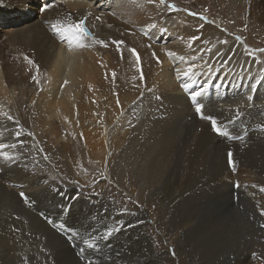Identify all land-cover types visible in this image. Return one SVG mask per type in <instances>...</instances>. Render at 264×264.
Here are the masks:
<instances>
[{
  "label": "bare ground",
  "instance_id": "1",
  "mask_svg": "<svg viewBox=\"0 0 264 264\" xmlns=\"http://www.w3.org/2000/svg\"><path fill=\"white\" fill-rule=\"evenodd\" d=\"M214 2L219 11L246 14L254 29L255 21L264 25V0ZM180 3L173 8L161 0H0V144L7 146L0 149V264H15L29 248L37 252L40 242L33 245L31 233L46 229L51 239L44 246L53 243L66 258H76L68 242L51 236L56 233L46 216L27 206L31 199L61 200L70 217L63 222L71 226L85 216L78 186L52 174L53 161L68 153L95 163L108 178L133 169L140 191L157 202L158 193L170 196L174 213L184 209L187 196L209 188L264 205V60L237 38L245 32L237 23L228 34L225 21L206 16L210 9L193 15ZM81 22L86 34L53 29L67 31ZM259 31L264 36V27ZM193 65V73L183 76ZM201 88L192 100L191 92ZM198 104L204 105L202 117ZM238 145L250 160L236 156V164H247V175L232 182V161L222 157ZM217 162L222 167L214 175L199 179ZM205 181L214 183L203 186ZM104 200L94 198L106 206ZM164 217L169 231L176 221ZM63 231L69 239V229ZM151 240L129 236L120 243L130 245L134 256L149 248L141 264H167ZM248 258H233L232 264H250Z\"/></svg>",
  "mask_w": 264,
  "mask_h": 264
},
{
  "label": "rangeland",
  "instance_id": "2",
  "mask_svg": "<svg viewBox=\"0 0 264 264\" xmlns=\"http://www.w3.org/2000/svg\"><path fill=\"white\" fill-rule=\"evenodd\" d=\"M163 2H169L173 8L180 3L185 10L195 14H203L208 8L211 11L207 12L206 16L212 17L218 24L225 21L229 26L228 30H225L228 34L230 27L237 23V27H241L245 32L236 37L246 41L245 48L255 55L259 53L264 60V51H261L264 50V36L259 31L264 25H257L255 21L254 29L250 23L248 24L246 14L239 18L235 11H219L215 7L214 0H163ZM195 7L199 12L194 11ZM231 32L234 34L233 31ZM245 150L246 148L241 145L229 150L233 153L231 158L233 166L229 167L230 172L233 173L229 178L232 182L239 180V176L247 175L246 172L242 173L243 167H247V164L235 163L238 154L243 155V160H250ZM228 159V154L222 157L224 163L230 162ZM260 160L264 165V157ZM0 165L1 169L4 163L0 161ZM221 167V163L217 162L210 172L203 174L199 179L211 177ZM251 168L256 170L258 166L251 164ZM51 169L56 177L61 175L78 186L77 196L84 199L81 208L86 210L85 216L77 218L79 224L75 223V226H71L67 223L68 220L66 223L63 222L70 217L68 207L61 200L60 203H54L31 199V203L27 206L33 212L46 216L44 222L56 233L51 236L61 240L63 244L68 242L70 248L76 252V258L72 260L66 258L61 254L60 248L55 247L53 243L44 246V241L51 239L46 229L45 233H31L30 239L33 245L36 240L40 242L38 251L34 252L29 248L30 251L18 261L14 259L15 264H21V261L22 264H73L76 259L79 264H141L151 250L142 248L136 256L132 255L133 251L131 253L128 247L130 245L123 246L120 243L122 238L128 240L129 236L138 239L139 242L152 239L155 250L164 254L163 261L167 264H232V259L235 260L239 256H250L251 258H248L251 260L250 264H264L262 203L253 204L249 198L233 191L230 193L227 189L225 190L228 192L209 188L201 193L187 196L184 209L174 213L175 208L167 203L170 196L158 193L157 202L152 194L140 191L131 168H122L121 172L114 173L111 179L106 177L95 163L82 159L76 161L74 154L71 157L68 153L53 161ZM173 174L174 172L169 173L167 177L171 178ZM197 181L198 179H195L190 183L195 185ZM213 183V181H205L203 186H210ZM238 184L240 185L237 182L233 186L235 190ZM67 189L70 191L69 187ZM133 189L136 191L133 192ZM96 197L105 198L103 202L108 204L100 205L101 202L94 201ZM164 213L176 221L175 227L169 231L166 229ZM14 216L18 218L17 214ZM63 229H69L71 235L69 239ZM109 229L112 230V235L105 239ZM85 241H89L92 246L90 247ZM114 248L120 249V252L112 251Z\"/></svg>",
  "mask_w": 264,
  "mask_h": 264
},
{
  "label": "snow or ice",
  "instance_id": "3",
  "mask_svg": "<svg viewBox=\"0 0 264 264\" xmlns=\"http://www.w3.org/2000/svg\"><path fill=\"white\" fill-rule=\"evenodd\" d=\"M161 2L163 3V0H161ZM193 15H195V13H193ZM53 29H54L55 32H57V33H61V34H66L68 31H76V32H79V33H85V34H86V31H87L86 28H85L84 25H83V22H81V23H76L75 25H71V26H69V29H67V31H65V29H63V28H61V27H59V26H57V25H53ZM57 29H59V31H58ZM195 39H197V38H196V37H193V40H195ZM102 43H103V42H102ZM113 43H115V44H117V45L119 46V45L122 44L123 42H122V41H113ZM131 51H132L134 54H136V58H137V60H139L140 57H139V54L136 53V49H132ZM261 51H264V50H261ZM250 54H251V53H250ZM194 67H195L194 65L188 67L187 71H185V72L183 73V76L188 77L190 74H192V73H193V69H194ZM184 88L188 89V88H190V85H189V84H184ZM203 91H204L203 88H201L199 91H192V92H191V99H192V100H196L197 97L201 96V94H202ZM203 107H204L203 104H198L197 107H196V112H197V113H201ZM208 119L211 121V124H212V127H213L214 131H215L217 134H222V133H221V128H220V126L218 125L217 120H216L215 118L211 117V116L208 117ZM17 136H19V133H17ZM5 147H7V146L4 145V144H0V149H3V148H5ZM3 156L6 157V158H10V157H9V153L6 152V151L3 152ZM228 156H229V159H230V162H231V158H232V156H233V153H232L231 151H229ZM19 196H20L21 199H23V200H25V201H27V199H28L26 193H24V192H20V193H19ZM111 235H112V230L109 229L108 232L105 234V239H107V238L110 237ZM85 243H88L90 247L92 246L91 243H90L89 241H85Z\"/></svg>",
  "mask_w": 264,
  "mask_h": 264
}]
</instances>
